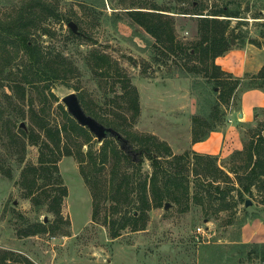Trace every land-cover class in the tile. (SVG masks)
Returning a JSON list of instances; mask_svg holds the SVG:
<instances>
[{
  "label": "rangeland",
  "instance_id": "374dc122",
  "mask_svg": "<svg viewBox=\"0 0 264 264\" xmlns=\"http://www.w3.org/2000/svg\"><path fill=\"white\" fill-rule=\"evenodd\" d=\"M225 1L0 0L1 249L25 256L33 264H264L259 257L249 255L253 245L264 243V192L254 187L253 194L244 193L261 212L252 216L231 172L232 180L219 178L224 188H238L230 190L226 200L217 199L211 205L208 200L193 197L213 176L195 170L193 129L200 123L195 120L213 122V104L220 99L219 87L203 73L186 69V65L196 64V59L164 55L155 38L129 14L132 10H153L155 5L171 8L162 12L175 15L177 39L190 46L199 38L198 22L184 17L189 14L178 12L183 7L213 11ZM237 3L242 13L231 21L228 37L235 41H231L229 50L250 45L252 51L264 58V0H233L231 6ZM49 10L59 12L61 17ZM20 18L28 23L31 41L50 58L58 55L65 59L72 71L58 79H39L34 74H29L30 81L24 79L30 65L28 54L17 44L5 43L8 35L3 30L11 20ZM70 21L78 25L77 35L72 33ZM93 52L109 56L110 74L104 77L93 69ZM119 70L128 74L138 91L140 112L136 117L133 108L122 99L124 88ZM252 75L242 77L243 84L232 99L221 97L222 112L228 115L238 107L243 92L250 89ZM72 92L77 93L88 114L92 115L87 110L89 106L100 116L128 128L133 133L129 141L135 153L139 149L135 136H155L167 142L175 155L190 152L191 160L186 166L182 163L190 184L189 195H182L179 201L166 198L159 203L149 189L150 206L145 212L135 210L144 225L140 229L128 226L114 237L106 221L113 201L103 198L99 215L94 218L95 199L83 173L87 162L82 164V157L90 150L99 153L105 142L118 148L121 144L114 137L100 142L87 127L89 132L79 135L69 127L62 131L63 154L59 161L68 188L62 202V217L49 211L48 205L35 207L21 187V174L25 166L39 161L40 148L34 140L41 142L39 136L44 139L43 126L56 128L68 124L61 107L68 111L63 98ZM256 113L255 121L242 128L243 145L254 130L264 129V108L256 109ZM226 119L227 116L223 121L217 120L218 129L223 128ZM133 156L137 158L138 154ZM230 156H217L218 164L227 171L233 166ZM113 166L114 160L110 158L102 166V178H110ZM128 168L142 179H149L154 170L146 154L138 167ZM160 192L165 194L162 184ZM37 222L46 223L48 231L25 236L24 232ZM198 227L204 232H199Z\"/></svg>",
  "mask_w": 264,
  "mask_h": 264
},
{
  "label": "trees",
  "instance_id": "16d2710c",
  "mask_svg": "<svg viewBox=\"0 0 264 264\" xmlns=\"http://www.w3.org/2000/svg\"><path fill=\"white\" fill-rule=\"evenodd\" d=\"M233 0H226L220 8L206 12V9L197 7L195 10L183 7L178 13L189 14L195 19L197 24L198 40L187 46L177 39L176 34V17L175 15L164 13L162 11H171L155 5L153 10H132L129 11L131 19L150 33L156 40L157 45L162 48V53L167 57L176 58H194L197 60L193 66L186 65L188 71L203 73L209 79L215 81L219 87L220 99L230 100L234 97L235 92L243 79L235 77L231 72H227L216 63L217 57L227 52L231 46L232 39L228 37L233 18L241 17L240 4L231 6ZM194 6V1H192ZM45 9V6H43ZM50 11V10H49ZM54 15L61 17L57 11L51 10ZM264 25V24H263ZM28 23L20 18L11 20L8 25L3 26L7 38L5 43L17 44L23 47L30 59L29 68L25 73L24 79L30 81L29 74H34L39 79H58L72 71L68 62L58 55L47 56L43 50L34 44L29 38L27 29ZM72 33L77 35L72 30ZM93 69L101 76H107L112 71V61L108 55L101 52L91 54ZM119 78L122 80L124 92L122 99L129 103L134 110V117L140 112L139 95L137 89L132 86L127 73L117 71ZM249 88H259L264 90V66L257 74H253L250 80ZM220 99L213 104L214 120L209 123L208 119H196V126L193 129L194 142L206 139L212 131L219 128V121L225 120L227 113L221 111ZM83 101V100H82ZM84 102V101H83ZM63 112L68 118V124L57 126L56 128L45 124L43 126L44 139L42 141L34 140L39 145L40 156L36 164H29L24 167L20 184L25 191V195L31 199L35 207L48 205V210L62 217V202L68 195V188L64 184L59 169V161L63 154L62 131L68 130L69 127L75 133L84 134L89 130L81 126L77 120L64 108ZM87 110L95 116L100 122L116 128L119 132L126 134L129 140H132L133 133L130 132L123 124L100 116L92 108ZM257 114V113H256ZM217 120H219L217 122ZM210 125V127L208 126ZM207 126L208 128H205ZM24 131V130H23ZM25 134H27L24 131ZM201 134V135H199ZM29 135V134H27ZM86 136V135H85ZM30 137V135H29ZM87 139L88 134H87ZM138 141L139 149L136 151L138 157L127 153L122 148L115 147L109 143H104L99 153L88 151L86 156L82 157L83 173L86 182L90 185L91 192L95 199L94 218L98 217L100 212V201L104 198L112 199L113 204L109 207V213L106 214V221L110 226L111 233L114 237L121 235V231L128 226L140 229L142 222L141 215H135V210H145L150 206L148 197L149 189L154 194V199L163 203L164 199H173L179 201L181 196H188L190 193V184L188 178L184 175V166L191 160V153L186 152L182 155H175L167 142L157 139L155 136L143 139L135 136L134 141ZM89 141V140H88ZM70 153V150L67 152ZM195 158V170L203 172L206 176L213 175L211 180L203 185V188L193 196L203 201L208 200L211 205L217 199H227L230 190L238 189L235 185L233 188H224L221 186L220 177L232 180L230 174L235 175L236 183L239 184L240 197L243 201L248 198L244 196L245 192L253 194L256 187L259 192H264V129L254 130L251 138L244 144L242 150L234 151L230 159L233 166L228 167V171L218 164V157L211 154H201L193 151ZM149 156L154 168L151 177L142 179L129 170V165L138 167L143 161V155ZM112 158L114 166L109 179L101 176L102 166ZM86 159V160H85ZM163 161L168 164L164 165ZM242 161V162H240ZM198 172V173H199ZM163 185V192L161 190ZM251 199V198H250ZM264 203V202H263ZM227 207V205H225ZM128 209L124 213L123 210ZM122 210V211H121ZM119 213L121 215H119ZM49 227L44 222L31 224L30 228L24 232L25 236L36 234L38 232L48 231ZM248 246V245H247ZM250 256L259 257L264 261V243L255 244L249 251ZM0 264H33L28 258L16 254L14 251L0 248Z\"/></svg>",
  "mask_w": 264,
  "mask_h": 264
},
{
  "label": "crops",
  "instance_id": "0c3cea01",
  "mask_svg": "<svg viewBox=\"0 0 264 264\" xmlns=\"http://www.w3.org/2000/svg\"><path fill=\"white\" fill-rule=\"evenodd\" d=\"M252 46L233 48L216 59L223 70L237 77L256 74L264 66V58L260 53L252 51ZM264 108V90L250 88L243 92L238 107L232 108L227 115L223 128L212 131L201 141L192 143V149L201 154L220 157L231 155L235 150L243 149L242 128L256 119V109Z\"/></svg>",
  "mask_w": 264,
  "mask_h": 264
},
{
  "label": "water",
  "instance_id": "95a60500",
  "mask_svg": "<svg viewBox=\"0 0 264 264\" xmlns=\"http://www.w3.org/2000/svg\"><path fill=\"white\" fill-rule=\"evenodd\" d=\"M69 25L74 32H77L78 25L76 24V22L70 21ZM234 41L235 39L232 40V42ZM63 102L66 104L69 113L77 120V122L80 125L87 127L93 134H95L100 142H102L106 138L114 137L118 142H120L121 148L123 150H125L129 154L136 155L129 139H127L121 132H119L112 126L105 125L97 118L86 112L77 93L72 92L66 95L63 98ZM22 125L24 126V124ZM245 205L247 206L250 216H252L254 213H261L260 210L253 205L252 199L248 198L245 201ZM169 206L170 203L167 202L166 208H168Z\"/></svg>",
  "mask_w": 264,
  "mask_h": 264
},
{
  "label": "built area",
  "instance_id": "2783aa9c",
  "mask_svg": "<svg viewBox=\"0 0 264 264\" xmlns=\"http://www.w3.org/2000/svg\"><path fill=\"white\" fill-rule=\"evenodd\" d=\"M198 231H199V232H204V230H203L202 227H198Z\"/></svg>",
  "mask_w": 264,
  "mask_h": 264
}]
</instances>
